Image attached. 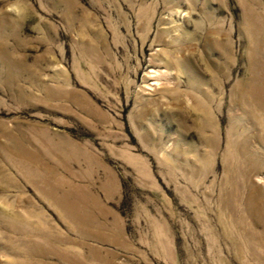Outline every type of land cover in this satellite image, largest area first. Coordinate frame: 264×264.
<instances>
[{
	"label": "rangeland",
	"instance_id": "374dc122",
	"mask_svg": "<svg viewBox=\"0 0 264 264\" xmlns=\"http://www.w3.org/2000/svg\"><path fill=\"white\" fill-rule=\"evenodd\" d=\"M0 264H264V0H0Z\"/></svg>",
	"mask_w": 264,
	"mask_h": 264
}]
</instances>
